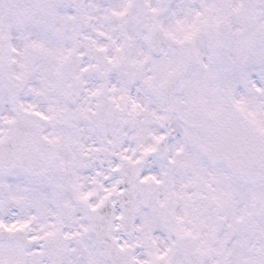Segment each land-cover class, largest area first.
I'll list each match as a JSON object with an SVG mask.
<instances>
[{"label":"snow or ice","instance_id":"obj_1","mask_svg":"<svg viewBox=\"0 0 264 264\" xmlns=\"http://www.w3.org/2000/svg\"><path fill=\"white\" fill-rule=\"evenodd\" d=\"M0 264H264V0H0Z\"/></svg>","mask_w":264,"mask_h":264}]
</instances>
